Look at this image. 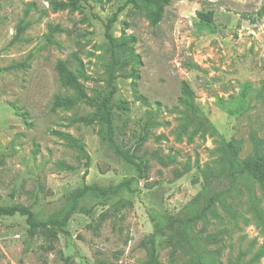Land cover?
<instances>
[{
  "label": "rangeland",
  "instance_id": "374dc122",
  "mask_svg": "<svg viewBox=\"0 0 264 264\" xmlns=\"http://www.w3.org/2000/svg\"><path fill=\"white\" fill-rule=\"evenodd\" d=\"M59 1L66 0H0V205H28L45 220L90 189L78 198L66 236L28 240L22 216H0V264H146L143 240L198 201L206 171L223 169V141L235 144L239 161L256 145L264 151V16L255 15L263 0H171L155 26L139 0L55 9ZM207 10L212 23L198 17ZM114 13L115 146L100 121H72L100 116L99 106L50 110L55 95H74L58 81L57 60L67 62L90 97L107 96L105 23ZM183 83L212 123L208 130L186 124ZM56 132L79 140L86 155ZM121 152L145 162L137 167ZM217 187L227 188L228 180ZM234 188L225 194L231 212L216 203L193 231L202 235L200 248L223 264L238 257L240 264H264V191L252 184L261 222L248 184ZM157 243L159 264H196L163 237Z\"/></svg>",
  "mask_w": 264,
  "mask_h": 264
},
{
  "label": "trees",
  "instance_id": "16d2710c",
  "mask_svg": "<svg viewBox=\"0 0 264 264\" xmlns=\"http://www.w3.org/2000/svg\"><path fill=\"white\" fill-rule=\"evenodd\" d=\"M88 0H66L59 1L55 4V9H63L66 7H76L81 2ZM98 2L100 0H92ZM137 0H126V3ZM148 8H151L148 18L150 24L155 26L161 19L164 7L171 0H139ZM213 10H207L205 12H198V17L207 23L213 21ZM255 15L257 17L264 16V0L262 5L256 10ZM117 20V13H114L105 23V35L108 38L111 46L112 63L107 68V82L109 85V91L105 99L97 102L94 98L90 97L83 85L80 83L74 72L70 69L69 65L64 60H57L55 70L57 72L58 81L63 88H70L74 91V95H55L53 97L50 110L56 111L58 108H70L80 103L88 105L99 106L102 110V114L98 117L94 116H77L72 119L73 122H79L85 125H91L96 121H100L106 126L107 139L115 146L113 141V129H112V106L111 100L116 93L115 85V71L114 67L117 64L116 51L118 47L115 39H113L110 28L112 23ZM129 41H135V39L129 36ZM183 93L188 97V109L185 112L186 124H195L196 130L201 129L203 131L212 127V123L206 118L205 114L201 112L198 107L193 103V93L188 86L183 83ZM139 99L142 102L146 100L140 96ZM62 139L69 142V144L75 147L80 152L86 155L83 144L67 133L56 132ZM119 152V150H118ZM221 152L224 155V166L220 173H213L211 170L206 171L205 181L198 193L199 199L196 202H188L180 212L178 217H169L164 225L155 224V230L147 239L143 240L142 245L147 250L148 259L146 264H159L158 259V243L157 238L163 237L167 243H173L176 249H183L189 253L195 260L196 264H223L216 253L207 252L201 249L202 235L199 232L193 231V225L202 220L207 222L206 213H213L216 203L220 204L225 210L231 212L228 208V204L225 200V194L232 191L236 183L245 181L248 184L249 192L252 195L251 207L256 214L257 218L262 222V214L256 205V197L252 184L256 183L258 187L264 191V151L258 146H255L253 156L239 161L237 158V148L231 141H223L221 146ZM122 156L128 162L135 163L137 167L144 164L145 160L140 158L139 162H135L132 157L123 152ZM153 158L160 163L166 165L167 162L158 153H153ZM172 160V158H171ZM222 179L228 180V187L224 189H218V185ZM90 189L85 187L82 190L71 195L66 207L59 210L51 217L40 220L36 217L35 213L31 210V207L23 204H14L8 206L0 205V216H14L16 214L22 216L27 224L26 234L28 240H33L36 236L41 235L47 240H52L58 237L60 233L65 236L68 232L64 227L67 225L72 213L78 209V198L82 197L86 190ZM212 239V238H207ZM264 249V244L262 245ZM94 264H106L98 262ZM227 264H240V257L235 261H228ZM247 264H250L248 262Z\"/></svg>",
  "mask_w": 264,
  "mask_h": 264
}]
</instances>
